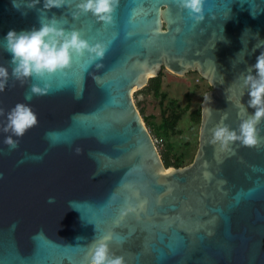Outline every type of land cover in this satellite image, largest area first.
Masks as SVG:
<instances>
[{
  "label": "water",
  "instance_id": "95a60500",
  "mask_svg": "<svg viewBox=\"0 0 264 264\" xmlns=\"http://www.w3.org/2000/svg\"><path fill=\"white\" fill-rule=\"evenodd\" d=\"M16 4L0 0V38L40 26L42 0ZM74 10L73 0L44 14L106 45L102 61L85 50L68 67L21 82L0 45L10 72L0 91V264H87V244L104 234L126 264H264V118L255 146L234 142V152H221L209 142L222 118L238 128L254 111L246 87L248 112L226 95H239L237 78L261 51L251 50L264 38V0H204L200 21L175 0H119L107 24L91 13L73 17ZM142 63L155 75L145 78ZM162 67L178 76L197 71L211 86L192 162L164 174L132 99ZM45 82V94L25 99L33 83ZM19 101L31 105L37 123L10 148L3 128Z\"/></svg>",
  "mask_w": 264,
  "mask_h": 264
},
{
  "label": "clouds",
  "instance_id": "9594fccd",
  "mask_svg": "<svg viewBox=\"0 0 264 264\" xmlns=\"http://www.w3.org/2000/svg\"><path fill=\"white\" fill-rule=\"evenodd\" d=\"M72 2L73 0H42V8L37 9L41 13L39 17L40 26L38 28L32 27L31 29H22L20 31L9 29L0 38V45H2L3 50L11 53L9 60L12 65L11 75L15 79L23 82L30 77L43 78L57 70L68 67L73 56H81L85 50L88 52L90 61H102L106 45L99 41L90 43L81 36L78 29H66L55 15L48 17L44 14V10L53 7L59 8ZM175 2L179 8L187 10L193 20L200 21L204 18V0H175ZM40 3L41 0H34V4ZM118 3L119 0H74L75 10L71 12V15L76 17L81 13H91L98 21L106 24L111 23ZM13 4L17 6L16 0H13ZM251 14L253 16L256 15L252 12ZM246 30L249 29H245L244 32ZM256 35L259 37L258 32ZM242 44L243 47L236 53V58L239 57L240 61L244 60L245 53L248 50V44L243 41ZM257 48H260L261 51L256 56L255 63L248 64L247 71L241 73L240 77L237 78L241 81L239 95L236 96L235 91L226 95L228 101L234 102L238 107H242L245 112H248V109L241 102V96L244 94L243 89L246 87L249 96L247 105L254 111L248 113L246 118L241 119L238 128H231L223 122L222 118L210 130L209 142L218 146L221 152H234L232 148L234 142H239V144L246 146H255L262 139L257 125L264 118V38L259 37L252 46L251 51H255ZM97 66L101 65L98 63ZM140 66L143 69L145 78L155 75V68L148 67L144 63ZM9 75V68L0 64V91L7 84ZM223 82L222 74L220 83ZM229 88H231V85H229ZM48 89L49 85L46 82L43 83V86L33 83L25 99L31 100L33 94H45ZM234 96L235 100L233 101ZM207 99H210L208 94ZM204 111L207 112L209 109L205 108ZM36 123L37 115L32 110L31 105L23 101L17 102L7 112L3 131L10 133V135L5 136L4 142L10 148L17 147L19 142L17 138L23 136L25 131ZM76 151L79 152L80 149L77 148ZM160 171L164 174L173 171V169L167 168ZM3 175V172H0V178H3ZM205 175L207 178L211 174L206 173ZM54 201L55 196L48 197V203H54ZM144 203L145 201L140 202L141 208H143ZM69 204H71V201ZM76 239L81 240L83 237L77 236ZM110 239L111 234H104L87 244V264H126L122 255H116L110 250L108 243Z\"/></svg>",
  "mask_w": 264,
  "mask_h": 264
},
{
  "label": "rangeland",
  "instance_id": "374dc122",
  "mask_svg": "<svg viewBox=\"0 0 264 264\" xmlns=\"http://www.w3.org/2000/svg\"><path fill=\"white\" fill-rule=\"evenodd\" d=\"M159 74H161L160 96L165 97L162 102L158 96H153L145 88L133 91L132 99L139 113L141 112L142 120L145 118L144 125L154 140L158 152L163 151L165 141H169L173 153L181 156L184 167L192 162L198 147L199 124L190 120V113L201 106L203 96L211 90V86L197 71L178 76L162 67ZM169 102L176 103L182 117L174 132L166 135L160 127L161 112L168 107Z\"/></svg>",
  "mask_w": 264,
  "mask_h": 264
},
{
  "label": "trees",
  "instance_id": "16d2710c",
  "mask_svg": "<svg viewBox=\"0 0 264 264\" xmlns=\"http://www.w3.org/2000/svg\"><path fill=\"white\" fill-rule=\"evenodd\" d=\"M146 90H149L153 96H158L160 102L165 98L164 95L160 96L161 89V74L154 78H150L147 85L144 87ZM141 114V112H140ZM182 114L179 112L175 102H169L168 107L163 109L161 112L162 123L160 124L161 129L165 132L166 135H170L174 132L177 123L181 120ZM145 122V118H143ZM190 120L196 124L200 123L201 114L200 107L197 110H194L190 113ZM161 160L165 168L182 167L181 156L176 155L172 151V145L169 141H165V148L163 151H160Z\"/></svg>",
  "mask_w": 264,
  "mask_h": 264
},
{
  "label": "snow or ice",
  "instance_id": "6c2138e0",
  "mask_svg": "<svg viewBox=\"0 0 264 264\" xmlns=\"http://www.w3.org/2000/svg\"><path fill=\"white\" fill-rule=\"evenodd\" d=\"M117 238H120V237H117Z\"/></svg>",
  "mask_w": 264,
  "mask_h": 264
}]
</instances>
